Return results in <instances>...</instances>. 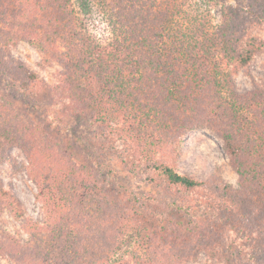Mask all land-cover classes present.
I'll list each match as a JSON object with an SVG mask.
<instances>
[{"label": "trees", "instance_id": "obj_1", "mask_svg": "<svg viewBox=\"0 0 264 264\" xmlns=\"http://www.w3.org/2000/svg\"><path fill=\"white\" fill-rule=\"evenodd\" d=\"M94 5L101 7L110 23L112 35L107 42L91 33L83 16L91 14ZM160 8L137 10L133 0H0V22L6 25L0 28V87L28 90L38 85L39 75L12 58L11 44L19 37L28 39L65 66L57 85L61 94L57 104L63 112L89 122L104 151L122 157L131 173L147 183H164L180 191L179 201L173 199L168 207L153 206L159 199L145 192H131L117 197V202L108 195L113 188L104 182V187L97 185L91 176L80 183L73 179L69 187L64 181V166L57 168V162L52 169L38 165L39 154L54 156L56 151L45 148L48 138L43 137L44 133L34 134L36 126H29L3 96L0 119H5L0 124V145L21 144L31 158L26 168L40 188V196L46 197L48 204L53 203L65 220L54 231L69 233L64 239L65 251L70 253L68 263L98 261L97 255L89 252L74 253L81 234L79 227H86L83 223L98 230V234L93 228L85 231L95 237L109 228L111 219L117 218L122 229L129 217L149 215L152 225L147 221L139 224L146 230L144 243L177 246L185 240L179 237L195 233L191 227L195 222L207 221L214 214L217 226L227 222L231 229L247 230L240 236L234 230L233 235L251 264V258L264 248V92L231 93L224 98L219 92L224 81L228 83L223 64L231 61L245 67L259 50L260 41L253 37L246 45L233 37L243 50L227 52V60L222 58L212 68L207 60L214 43L211 34L197 25L174 28L173 10L169 11L174 6ZM45 62L51 59L47 57ZM201 126H208L224 139L225 151L240 175V191L222 181L213 185V181L196 179L177 170L172 162L160 160L166 151L174 153L175 159L188 132ZM1 193L22 216L21 203L8 192ZM66 194L70 199L65 200ZM193 195L203 201L189 199ZM247 198L254 201L250 203ZM237 199L239 219L227 209ZM147 203L152 210L146 209ZM232 218L240 220L237 225H230ZM106 230L104 240H109ZM208 237L205 229H200L192 242L207 243ZM220 237L225 234L220 232ZM49 239L44 242L49 244ZM80 242L84 247L85 243ZM39 243L43 246L41 240ZM41 245H34L33 253L40 254ZM112 246H118V242ZM57 250L65 253L59 247ZM135 259L137 264L150 260L147 254ZM63 261L60 257L58 264Z\"/></svg>", "mask_w": 264, "mask_h": 264}, {"label": "rangeland", "instance_id": "obj_2", "mask_svg": "<svg viewBox=\"0 0 264 264\" xmlns=\"http://www.w3.org/2000/svg\"><path fill=\"white\" fill-rule=\"evenodd\" d=\"M133 1L137 10L158 6L161 7L159 10H165L174 6L169 10L170 12L173 10L174 28L187 29L193 25L204 27L214 40L207 58L212 68L222 58L224 61L227 60V52L236 54L243 50L241 46L235 44L233 37L243 40L246 45H250V39L256 37L261 46L248 65L240 67L231 64V61L223 64L228 83L224 81L225 85L220 87L222 92H219V95L224 98L231 93L248 95L250 92H264V0ZM83 16L94 36L102 42L110 39L111 26L100 6L96 5L91 14ZM194 19L196 22L191 23ZM0 28H6V25L0 22ZM10 48L13 59L19 60L39 75L38 85H31L30 90L19 89L16 86L7 88L4 85V88L0 87V96L4 97V101L9 103L29 126H36L34 134L44 133L43 137L48 138L46 149L56 151L53 152L54 156L39 154L40 167L52 169L55 162L57 168L64 166L66 176L70 177L67 180L65 176L64 181L68 182L69 187L73 179L80 183L91 176L97 185L101 186L104 182L113 188L108 195L115 201L117 197L120 199L123 194L131 192L137 194L145 192L159 199L153 206L165 204L168 207L173 199L179 201L177 194H180V191L175 188L169 189L170 185L164 183L162 186L147 183L143 178L131 173L122 157L104 151L102 142L96 138L95 128L89 122L86 123L84 119L63 112L57 104L61 97L57 90L59 74L65 71L63 64L47 56L39 47L23 37H19ZM47 57L51 59L48 64L45 62ZM3 119L5 118L2 116L0 124ZM128 139L134 143L132 138ZM158 156L161 157L162 152ZM174 157V153L166 151L160 160L172 162L177 170L196 179L213 181V185L216 181H222L236 191L241 190L240 175L233 168L225 151L224 139L208 126L189 131L183 140L180 153L175 159ZM30 162L31 158L21 144L4 147L0 145V190L3 189L0 191V264H58L60 257L64 259L63 264H71L67 260L70 253H67L64 247V239L68 238L69 233L54 231L55 228L64 225L63 215L58 214V209L53 203H47L46 197L40 196V188L26 168ZM74 164L77 165L76 174ZM3 191L21 203L22 216L15 211L6 196L2 195ZM67 199H70L68 194L65 195V200ZM189 199L196 200L197 203L203 201L199 195H193ZM247 199L250 203L254 201ZM147 205L146 209L152 210L148 203ZM227 209L239 219L238 199ZM213 216L207 221L195 222L191 226L194 227L195 233L189 232L179 237H184L185 240H180L177 246L166 242L163 245L160 242L154 245L144 243L142 237L146 235V230H142L139 224H145L147 221L152 225L149 215L129 217L130 220L123 222L122 229L117 218L111 219L113 222L110 224L108 222L109 228L103 226L107 229L109 240H104L105 229L99 231L100 236L87 235L85 232L87 227L93 228L95 234L96 232L98 234V230L91 224L83 223L86 227H79L81 234L77 239L74 253L86 251L97 255L96 264H137L135 256L145 254L150 258L147 264H250L245 250H242L243 246L234 241V230L239 236L247 231L244 227L243 230L236 227L240 220L232 218L230 225L236 224V228L231 229L227 222L217 226ZM200 229H205L209 235L207 243L192 242ZM213 229L221 231L216 233ZM220 232L224 233L225 237L221 238ZM47 238H50L49 244L44 242ZM40 240L43 246L39 243ZM80 241L85 243L84 247L79 245ZM115 241L118 242V246L113 247ZM36 244L41 245L40 254L33 253L34 249L32 251ZM57 247L65 253L58 251ZM251 260L253 263L257 261L258 264H264V248H260Z\"/></svg>", "mask_w": 264, "mask_h": 264}]
</instances>
